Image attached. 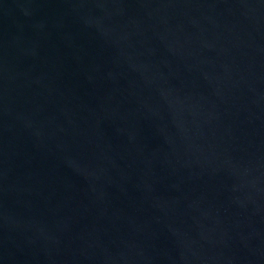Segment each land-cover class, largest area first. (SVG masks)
Here are the masks:
<instances>
[{"label": "water", "instance_id": "water-1", "mask_svg": "<svg viewBox=\"0 0 264 264\" xmlns=\"http://www.w3.org/2000/svg\"><path fill=\"white\" fill-rule=\"evenodd\" d=\"M0 264H264V0H0Z\"/></svg>", "mask_w": 264, "mask_h": 264}]
</instances>
